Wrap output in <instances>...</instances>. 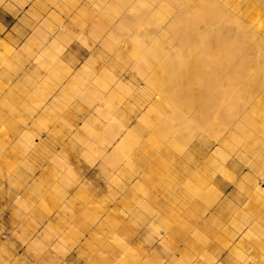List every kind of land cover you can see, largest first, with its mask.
I'll use <instances>...</instances> for the list:
<instances>
[{
	"label": "rangeland",
	"instance_id": "374dc122",
	"mask_svg": "<svg viewBox=\"0 0 264 264\" xmlns=\"http://www.w3.org/2000/svg\"><path fill=\"white\" fill-rule=\"evenodd\" d=\"M141 1L0 0V264H264L261 112L226 147L178 117Z\"/></svg>",
	"mask_w": 264,
	"mask_h": 264
},
{
	"label": "bare ground",
	"instance_id": "6f19581e",
	"mask_svg": "<svg viewBox=\"0 0 264 264\" xmlns=\"http://www.w3.org/2000/svg\"><path fill=\"white\" fill-rule=\"evenodd\" d=\"M140 2L142 1L140 0ZM158 6L159 8L155 7V9L157 8L158 10L156 9L157 13L154 19L158 26V31L154 36L148 34V37L151 36L149 51L151 54L155 52V54L151 56V60L152 63L156 62V64H158L157 70L159 73L154 80V82H157L159 86L160 94L158 95L168 98L173 95L172 93H175V114L178 117L182 114H185V116L193 115L196 118L195 121H201V123L204 124L203 127L208 125L210 128V124H213L216 132L214 127H212V131L209 132L214 131L215 134L214 132L213 134L215 136H213L215 137L216 142H218L220 146L226 147L225 144H227L234 136V134H232V137H230L232 133L231 127L243 130V127L241 126L243 124L240 122L243 121L242 116L243 114L245 115V109L249 111L246 112V114L254 112L257 114V112H261L260 114L258 113L260 116L258 117V121H260V118L262 120V117L264 119V115H261L264 113V0H162V3ZM132 8L134 9L133 6ZM132 8L130 9L131 11L133 10ZM143 32H141L142 35ZM145 39L143 41L146 42L147 39ZM144 48L147 47H143L142 50H144ZM169 50L172 54L169 53ZM141 53L139 55H141ZM139 55H137V57ZM145 55L147 54L145 53ZM240 68L242 74H240L241 72L238 70ZM151 71L152 70L150 69L147 72ZM234 72L235 74L239 73L238 75H235ZM147 74L148 73H146V75ZM150 75H152V73H150ZM143 76L144 75H141V77ZM149 77L151 78V76ZM241 78L245 79L246 82L244 84L240 81L243 80ZM238 80L241 82L240 84ZM146 81H148V79ZM157 84H153V86H157ZM225 98H228L227 101H232L231 103L234 102L235 105L233 104V109H231V105L229 110L217 112L216 110L219 107L218 105L222 103L221 100H224ZM212 105L214 107H218L213 108ZM210 106L213 109H216L213 112L211 111L212 114L215 112L213 116L208 112V107ZM225 109H228V107ZM206 110L211 117L208 118L203 114ZM209 110L212 109L210 108ZM252 116L254 117V115H250L249 117L251 118L250 120H253L254 122L257 115L254 118ZM186 118L188 119V117ZM246 120L247 119H245V121ZM245 121L244 124L246 123L248 126L252 125L250 124L251 121L248 123ZM259 123L256 122L258 125ZM262 125L258 128H263V130L257 129L258 131L253 133L254 136L252 134V138L257 135V132L258 136L260 133H264V124ZM248 126L245 125L246 128ZM254 130L255 129H253V131ZM181 133L182 126L175 123L176 147H179L181 144ZM237 134L235 133V135ZM241 135L243 134L241 133ZM239 137L240 136H238V139L236 140H240L237 142L238 146L244 138L242 137V139H239ZM245 138L247 139V136H245ZM250 138H248L249 141ZM259 138H262V136ZM255 139L256 138L252 139L253 141L251 140V142H256ZM234 141L235 140H232V142L230 141L229 144L234 145ZM260 141L262 142L263 139ZM260 141L258 143L257 140V143L260 144ZM251 142L248 143L250 144ZM242 143L243 142H241V144ZM257 143L254 144L258 145ZM207 144L213 146L215 141H210ZM243 144L246 145V143ZM249 144L247 146H249ZM263 144V142L262 145L260 144L262 148L264 146ZM254 147L252 148L251 146L246 148L254 149ZM258 147V151H262L264 149L259 150ZM253 151L249 150L247 152L250 153ZM241 152L243 151L241 150ZM246 153L243 152L242 154L247 157ZM242 154L239 156L242 157ZM252 158L255 160H262L261 162L263 163L264 153L256 152ZM263 172L264 170L259 173L262 174ZM256 173H258V171ZM256 185L258 186V184ZM249 189H251V187Z\"/></svg>",
	"mask_w": 264,
	"mask_h": 264
},
{
	"label": "crops",
	"instance_id": "0c3cea01",
	"mask_svg": "<svg viewBox=\"0 0 264 264\" xmlns=\"http://www.w3.org/2000/svg\"><path fill=\"white\" fill-rule=\"evenodd\" d=\"M15 14L7 11H0V27H9L15 22Z\"/></svg>",
	"mask_w": 264,
	"mask_h": 264
}]
</instances>
